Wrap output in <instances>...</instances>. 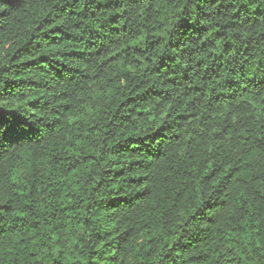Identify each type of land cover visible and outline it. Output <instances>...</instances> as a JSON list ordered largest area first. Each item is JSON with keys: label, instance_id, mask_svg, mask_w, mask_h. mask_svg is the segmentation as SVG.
<instances>
[{"label": "trees", "instance_id": "trees-1", "mask_svg": "<svg viewBox=\"0 0 264 264\" xmlns=\"http://www.w3.org/2000/svg\"><path fill=\"white\" fill-rule=\"evenodd\" d=\"M0 264H264V0H0Z\"/></svg>", "mask_w": 264, "mask_h": 264}]
</instances>
